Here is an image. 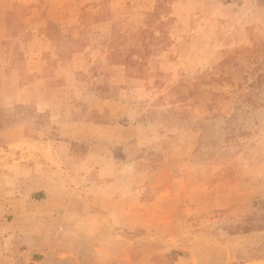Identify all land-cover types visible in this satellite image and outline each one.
Instances as JSON below:
<instances>
[{
	"label": "rangeland",
	"instance_id": "1",
	"mask_svg": "<svg viewBox=\"0 0 264 264\" xmlns=\"http://www.w3.org/2000/svg\"><path fill=\"white\" fill-rule=\"evenodd\" d=\"M49 110L100 122L120 211L83 263L21 229L0 264H264V0H0V188Z\"/></svg>",
	"mask_w": 264,
	"mask_h": 264
},
{
	"label": "crops",
	"instance_id": "2",
	"mask_svg": "<svg viewBox=\"0 0 264 264\" xmlns=\"http://www.w3.org/2000/svg\"><path fill=\"white\" fill-rule=\"evenodd\" d=\"M49 111V119L61 118L56 123L50 121L62 124L58 125V135L44 131L36 119L22 122L5 149L10 169L1 170L8 185L0 188L6 192L0 215L14 217L0 222V249L19 240L21 229H32L23 250L38 249L47 258L59 247L67 251V256H81L83 263L89 231L100 229V218L104 223H115L122 195L115 189L116 178L102 176L105 168L100 164V122L94 124L84 117L73 125L61 113ZM12 132L8 131L9 138L15 135ZM14 155L16 159H12ZM29 214L33 222L28 225L20 219Z\"/></svg>",
	"mask_w": 264,
	"mask_h": 264
}]
</instances>
